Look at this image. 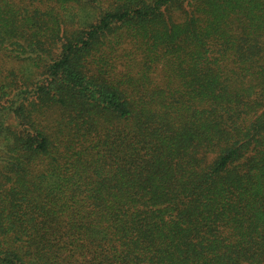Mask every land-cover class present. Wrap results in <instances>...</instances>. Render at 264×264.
<instances>
[{
  "label": "trees",
  "instance_id": "16d2710c",
  "mask_svg": "<svg viewBox=\"0 0 264 264\" xmlns=\"http://www.w3.org/2000/svg\"><path fill=\"white\" fill-rule=\"evenodd\" d=\"M0 264H264V0H0Z\"/></svg>",
  "mask_w": 264,
  "mask_h": 264
}]
</instances>
